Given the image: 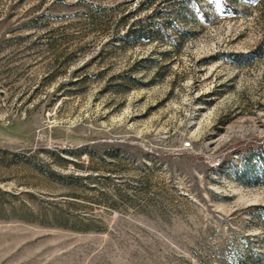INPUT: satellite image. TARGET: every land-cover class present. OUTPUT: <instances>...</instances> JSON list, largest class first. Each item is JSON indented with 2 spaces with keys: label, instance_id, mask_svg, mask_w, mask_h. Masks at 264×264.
Listing matches in <instances>:
<instances>
[{
  "label": "rangeland",
  "instance_id": "374dc122",
  "mask_svg": "<svg viewBox=\"0 0 264 264\" xmlns=\"http://www.w3.org/2000/svg\"><path fill=\"white\" fill-rule=\"evenodd\" d=\"M0 264H264V0H0Z\"/></svg>",
  "mask_w": 264,
  "mask_h": 264
},
{
  "label": "built area",
  "instance_id": "2783aa9c",
  "mask_svg": "<svg viewBox=\"0 0 264 264\" xmlns=\"http://www.w3.org/2000/svg\"><path fill=\"white\" fill-rule=\"evenodd\" d=\"M189 146H190V143L188 142L184 144V147H189Z\"/></svg>",
  "mask_w": 264,
  "mask_h": 264
}]
</instances>
